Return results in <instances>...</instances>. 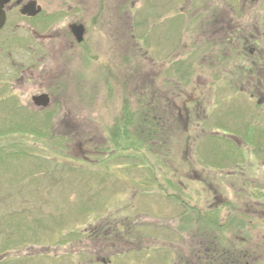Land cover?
Returning <instances> with one entry per match:
<instances>
[{
    "label": "rangeland",
    "instance_id": "obj_1",
    "mask_svg": "<svg viewBox=\"0 0 264 264\" xmlns=\"http://www.w3.org/2000/svg\"><path fill=\"white\" fill-rule=\"evenodd\" d=\"M46 3L53 17L40 16L33 27L52 24L55 39L34 42L26 24L13 33L14 22L3 33L6 96L11 60L39 61L38 72L49 65L55 73L53 87L25 82L20 95L28 107L31 95L52 90V113L0 115V264H87L79 255L100 250L103 259L124 253L131 259L125 264H184L197 241H210L207 209L216 196L240 207L244 192L264 190V107L246 104L234 85L227 97L207 62L176 71L186 54L178 48L182 37L173 20L155 24L147 37L146 0ZM73 22L84 28L79 45L69 33ZM40 44L55 51L44 63L33 57ZM173 71L187 93L192 127L204 130L186 128L184 111L181 124L167 121L173 128L159 133L150 126L152 97L157 109L162 98L178 116L181 100L165 92ZM253 123L263 130L246 127ZM116 221L127 230L101 232ZM93 227L102 228L97 239ZM247 232L264 243V226Z\"/></svg>",
    "mask_w": 264,
    "mask_h": 264
},
{
    "label": "flooded vegetation",
    "instance_id": "obj_2",
    "mask_svg": "<svg viewBox=\"0 0 264 264\" xmlns=\"http://www.w3.org/2000/svg\"><path fill=\"white\" fill-rule=\"evenodd\" d=\"M45 1L48 4L52 2V0H9L4 4L1 9L5 15L3 28L0 30L1 56L4 53L3 41L6 40L3 39V33L6 31L8 22H14L13 33L21 29L19 28L20 25L26 24L34 42L43 43L46 39H55L56 30L54 26L52 27V24L44 25L45 28L40 27V25L39 27H33L36 26L33 23L34 20L40 16H46L45 18H47L54 15L53 13H45L46 9L42 7V4L46 3ZM154 2L159 3V10H157V6H152ZM146 4L149 7L146 17L147 37L151 36V30L155 24L160 26L166 20H173L176 23L175 30L182 37L180 42L177 41L178 48L181 46L186 52L185 58L182 61H177L176 71L186 70L185 68H199L203 62H207L208 68L218 69L211 75V78H213L214 82L223 85V90L227 97L230 96L234 85L236 86L235 89H238L237 93L247 101L246 104L253 102L262 111L264 107V0H146ZM162 6L164 7V12ZM37 10H39L38 14L29 15ZM152 21L158 23H153ZM31 23L32 25H30ZM72 25L82 26L77 22L70 24V26ZM70 26L69 33L72 40H74L76 45L81 44L83 39L78 43L71 33ZM173 30L174 28L171 33H173ZM132 31L134 32V28ZM185 37L186 40L188 38L191 39L186 41ZM194 39H197V41ZM15 42L18 41L15 40ZM70 46L71 48L76 47L73 44H70ZM38 49H40L42 54L38 52ZM32 52L36 61L41 60L44 63L46 59L54 56L55 51L51 44H40L33 45ZM11 54V52L6 53L8 58L11 57ZM10 63L12 76L9 77V80L12 82L10 87L12 91L6 96L5 91L7 88L3 84L7 83V81L6 77H3L4 65H2L6 63L0 62V115L23 117L24 110L27 111L26 116L29 117L39 116L42 112L52 113L53 109H49L51 97L54 98L52 90L48 93L41 92L31 95V103L28 107L23 105L20 95L25 93V82H31L35 85V88L46 84L49 87H53L55 71L48 65L44 67L45 69L42 68L41 72H38L36 64H39V61L30 66H25L23 62L17 63L12 60ZM190 69L186 72L180 71L181 77L182 74L188 76ZM172 73L168 74V77L173 79L165 83L167 87L165 92H170V95L176 100H181V103H176L178 108L175 113L178 116H174L172 113L173 106L162 103V98H160L159 102L160 109H157L156 100L159 99L153 97L149 98L150 101L147 104L145 113L146 118L149 119L150 126L157 128L159 133L166 128H173L167 121L181 124L183 111L185 113L184 124L187 123L186 128L189 129V126L192 127L195 124L192 111L188 108L187 102H185L187 101V93L184 88L179 87L181 82L175 76L178 72L173 71ZM176 84L178 86H175ZM41 95L47 96L48 105L46 108L38 107L33 101V98ZM165 102L168 101L166 100ZM189 106H192V103L189 102ZM245 108L247 110V105ZM170 117L171 119L169 120ZM194 117L198 119L197 115ZM257 124L253 123L246 127L251 128V131L255 129L263 130V126ZM12 126L11 124L10 128ZM19 126L21 124H18ZM192 128L204 130V127L198 125V123L196 127ZM231 140L236 141L237 139L233 137ZM166 191L162 189L161 192L165 199H172ZM244 193L243 199L238 198L240 201H245V204L240 207L236 206L231 199H226L228 204H225L217 199V196L214 198V202L207 209L210 219L209 223L212 225L210 241H208V244L203 240L197 241V244L192 248V253L188 255L190 259L187 257L184 260V264H264V243L258 242V245L255 244L254 242L257 241L256 237L250 236L247 232V229H261L264 226V190L254 187V189ZM255 217L256 221L254 222L253 218ZM258 220L260 221L258 222ZM120 226L125 227L123 229L127 230L123 221H116L114 225L108 226L107 232L101 231V227H93V229H96V231H93L94 237L97 239L100 231L106 235L111 231L115 232L117 230V234H120ZM236 231L237 234H235ZM119 238L123 237L120 236ZM99 242L100 240L98 239V244H102ZM101 251L91 252L90 255L85 254L83 255L84 257L79 255V257L84 258L87 264H100V262L101 264H125L131 260L124 253L119 252L115 253L117 259L110 263L115 254L103 259ZM88 258L89 260H87Z\"/></svg>",
    "mask_w": 264,
    "mask_h": 264
},
{
    "label": "water",
    "instance_id": "obj_3",
    "mask_svg": "<svg viewBox=\"0 0 264 264\" xmlns=\"http://www.w3.org/2000/svg\"><path fill=\"white\" fill-rule=\"evenodd\" d=\"M8 1L9 0H0V30L3 28L4 22H5V15L1 11V9L4 6V4L7 3ZM38 13H39V10H37L36 12H32L29 15L34 16ZM70 30H71V33L73 34V36L75 37L76 41L78 43H80L83 39V34H84L83 26L72 25V26H70ZM33 101H34L35 105H37L38 107L46 108L48 105V99H47L46 95H41V96L35 97V98H33Z\"/></svg>",
    "mask_w": 264,
    "mask_h": 264
}]
</instances>
